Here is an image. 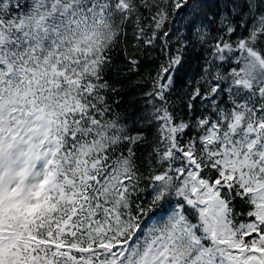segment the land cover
Returning a JSON list of instances; mask_svg holds the SVG:
<instances>
[{"label": "snow or ice", "instance_id": "6c2138e0", "mask_svg": "<svg viewBox=\"0 0 264 264\" xmlns=\"http://www.w3.org/2000/svg\"><path fill=\"white\" fill-rule=\"evenodd\" d=\"M0 264H264V0H0Z\"/></svg>", "mask_w": 264, "mask_h": 264}, {"label": "trees", "instance_id": "16d2710c", "mask_svg": "<svg viewBox=\"0 0 264 264\" xmlns=\"http://www.w3.org/2000/svg\"><path fill=\"white\" fill-rule=\"evenodd\" d=\"M131 47V46H130Z\"/></svg>", "mask_w": 264, "mask_h": 264}]
</instances>
